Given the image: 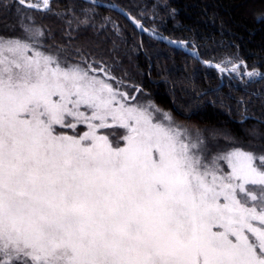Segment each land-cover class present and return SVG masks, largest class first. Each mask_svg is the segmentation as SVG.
Instances as JSON below:
<instances>
[{
    "label": "snow or ice",
    "instance_id": "obj_1",
    "mask_svg": "<svg viewBox=\"0 0 264 264\" xmlns=\"http://www.w3.org/2000/svg\"><path fill=\"white\" fill-rule=\"evenodd\" d=\"M127 99L0 37V264H264V156L208 160ZM112 127L123 145L99 134Z\"/></svg>",
    "mask_w": 264,
    "mask_h": 264
},
{
    "label": "trees",
    "instance_id": "obj_2",
    "mask_svg": "<svg viewBox=\"0 0 264 264\" xmlns=\"http://www.w3.org/2000/svg\"><path fill=\"white\" fill-rule=\"evenodd\" d=\"M34 5L42 4L25 0ZM114 3L154 33L184 41L202 60L138 32L113 10L83 0H52L44 12L0 0V36L24 38L29 18L45 51L84 66L128 95L247 150L264 151V0H100ZM221 138V139H220ZM224 140V139H223Z\"/></svg>",
    "mask_w": 264,
    "mask_h": 264
},
{
    "label": "rangeland",
    "instance_id": "obj_3",
    "mask_svg": "<svg viewBox=\"0 0 264 264\" xmlns=\"http://www.w3.org/2000/svg\"><path fill=\"white\" fill-rule=\"evenodd\" d=\"M42 7H43V5H42ZM29 22H30V25H32V26L29 28H26L27 30L25 31V37L19 38V39H21L24 42L29 43L33 48L38 49L39 51L43 52L45 55H51L54 58H57L61 62L62 66H65V67H67V66H79L81 69L88 70L80 64H75V63L71 64V63L66 62L61 56L57 55L56 53H50V52L45 51L43 48V44H41V39H40V37H41L40 32L41 31H40V29L37 28L36 26H34L33 19L31 17L29 18ZM0 37H2V36H0ZM239 68H240V65H239L238 69H236L233 73L238 72ZM90 74L96 75L98 78L104 79V80H106L107 83L112 85V83L107 78H105L101 75L95 74V73H91V71H90ZM249 78H251L253 80V79H255V76L251 75ZM112 87L114 88V90L125 94V96L128 98L127 100H125V103L130 104L132 106L148 107L149 111L153 112V116L157 122H162L165 125L171 124V126L176 127L179 130L183 131L190 138V140L192 142H196L197 140L202 141V143L199 146V150L203 153L204 157L208 160H210L214 156L222 155V154H225V153L237 150V149L244 151V152L252 153L257 158H259L260 156H264V151L247 150L245 148L236 147L228 139H225V138H222V139L220 138L221 140H219V138L216 139L213 137L214 135L212 133H210L208 130L192 129L191 127L181 125L173 118V116L170 113H168L167 111H164L161 108L157 107L152 102H147V101L143 100L141 97H137L136 95H128L125 92H123L122 89L119 87L116 88L113 85H112ZM149 106H151V107H149ZM81 111L86 112L87 114L90 115V111L84 107L81 108ZM165 117H168L170 119H166ZM61 131H63L67 135L79 136V135H82L84 132H87L88 129H87V126L85 124L81 123V124L77 125V128L75 130L70 129V128H65V129H62ZM99 134L108 135L109 139L114 144L119 142L121 145H123V143H124V141L121 139V137L125 134V130L122 128L112 127V128H107V129H100ZM219 166L223 170L224 173H229L231 171L228 168L227 163L224 161H220ZM256 166L258 168L264 167L260 164L259 159H257V161H256ZM247 187L249 189H251L252 191L256 192L257 195L260 194V190H259L258 186L248 185Z\"/></svg>",
    "mask_w": 264,
    "mask_h": 264
},
{
    "label": "water",
    "instance_id": "obj_4",
    "mask_svg": "<svg viewBox=\"0 0 264 264\" xmlns=\"http://www.w3.org/2000/svg\"><path fill=\"white\" fill-rule=\"evenodd\" d=\"M16 1H18V3H19V0H16ZM33 1L41 3V0H33ZM83 1L87 2V3L91 4V5L100 7V8H105V9H110V10L115 11L116 13L120 14L121 16H123L141 34H144V35H146V36H148V37H150V38H152L154 40H157V41H159V42H161V43H163V44H165V45H167V46H169V47H171L173 49H176V50L182 51L184 53H187L188 55H190V56L194 57L195 59H197L204 67L213 68V69H215L217 71H220V72L233 73L234 72L233 68L235 67V69H238L239 65L242 63V62L235 63L229 69H225L222 66L213 64V63H211L209 61L202 60L200 58L198 52L196 50L190 48L187 45L186 42L173 40V39H170V38H167V37H163V36H160V35L154 33L150 29L146 28L141 22L136 20L133 16H131L124 9H122L121 7H119L118 5H116L114 3H110L108 1H100V0H83ZM51 2H52V0H48V6L46 8L45 7H38V8L37 7H27L28 4H32V3H29V2H26V1H25V4L22 5V6L27 8V9L34 10V11L44 12V11L49 9ZM221 68H223L224 70L221 71L220 70ZM249 73H251L249 68L247 66H245V75L247 76V78H249V76H250ZM262 79H264V73H258L257 82L261 81Z\"/></svg>",
    "mask_w": 264,
    "mask_h": 264
}]
</instances>
